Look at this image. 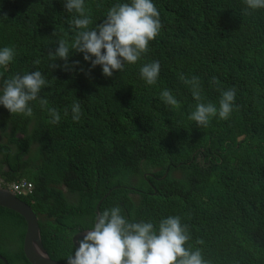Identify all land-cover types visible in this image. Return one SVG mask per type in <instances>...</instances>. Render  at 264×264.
<instances>
[{
  "label": "trees",
  "instance_id": "1",
  "mask_svg": "<svg viewBox=\"0 0 264 264\" xmlns=\"http://www.w3.org/2000/svg\"><path fill=\"white\" fill-rule=\"evenodd\" d=\"M123 2L85 0V9L98 24ZM152 2L158 35L136 64L106 78L100 66L89 72L90 62L71 47L69 64L79 61L84 71L50 67L49 52L61 39L71 46L75 35V14L63 0H0V48L15 50L0 67V84L36 70L47 80L30 102L31 117L0 105V179L5 186L32 183L31 193L16 196L36 215L54 261L66 264L73 236L93 228L97 203L116 187L99 214L119 206L128 221L154 226L179 216L191 237L184 246L199 248L208 264H264V9L246 14L244 0ZM153 61L160 71L148 85L139 69ZM181 75L199 77L201 101ZM233 87L229 117L197 129L188 118L196 104L218 108L221 92ZM164 90L179 106L162 100ZM74 102L79 121L72 119ZM49 109L59 113L58 123L50 122ZM24 232V219L0 207V256L8 264H30Z\"/></svg>",
  "mask_w": 264,
  "mask_h": 264
},
{
  "label": "clouds",
  "instance_id": "2",
  "mask_svg": "<svg viewBox=\"0 0 264 264\" xmlns=\"http://www.w3.org/2000/svg\"><path fill=\"white\" fill-rule=\"evenodd\" d=\"M63 2L65 11L75 14L69 21L75 35L71 46L61 39L49 52V58L55 61L50 65L52 69L61 67L65 71H84L82 67H78L79 61L69 64L71 47L75 53L83 55L84 61L90 62L89 72L100 66L106 78L112 77L113 72L122 71L126 63L136 64L148 51L149 42L155 39L162 27L159 11L152 0L116 3L108 9L105 18L98 24L93 23L87 14L85 0ZM244 3L246 14L264 9V0H244ZM14 56L13 47L0 48V67L7 66ZM58 60L63 61V65L57 64ZM34 63L39 64L40 61L37 59ZM159 71V61H153L144 63L139 74L148 85H153ZM180 79L191 85L194 99L201 101L199 77L187 79L181 75ZM46 84L47 80L39 70L5 79L0 84V105L10 114L31 117L33 109L30 102L38 99V94ZM235 94L234 87L222 91L218 108L213 103H197L188 117L189 120L194 121L197 126H206L212 117L227 119L233 110ZM161 98L167 105L179 106L169 90L162 91ZM39 103L45 107L48 101L40 99ZM48 111L52 117L50 122L58 123L59 113L55 109ZM71 113L73 121H79V102L72 104ZM67 114L65 110V115ZM190 239L188 227L181 224L179 216H168L161 219L158 226H154L152 222L128 221L121 214L120 207L115 206L98 214L93 228L85 231L82 238L75 241L74 252L65 261L66 264H208L199 248L192 250L184 246Z\"/></svg>",
  "mask_w": 264,
  "mask_h": 264
},
{
  "label": "water",
  "instance_id": "3",
  "mask_svg": "<svg viewBox=\"0 0 264 264\" xmlns=\"http://www.w3.org/2000/svg\"><path fill=\"white\" fill-rule=\"evenodd\" d=\"M113 189H116V187L109 189L103 198L97 203L94 224L96 223V217L99 214L98 209L102 200L106 198ZM0 207L11 210L19 214L24 219L25 232L22 241V251L26 260L30 264H64L54 261L48 257L40 239L38 219L27 204L18 199V197L8 189L0 188ZM84 232L85 231H81L73 236V244L76 240L82 238ZM0 260H2L4 264H8L4 257L0 256Z\"/></svg>",
  "mask_w": 264,
  "mask_h": 264
},
{
  "label": "built area",
  "instance_id": "4",
  "mask_svg": "<svg viewBox=\"0 0 264 264\" xmlns=\"http://www.w3.org/2000/svg\"><path fill=\"white\" fill-rule=\"evenodd\" d=\"M0 188H6L9 191H11L15 195H28L31 193V190L33 189L32 183L22 179L18 182L11 183L7 186L4 185L2 180L0 179Z\"/></svg>",
  "mask_w": 264,
  "mask_h": 264
},
{
  "label": "rangeland",
  "instance_id": "5",
  "mask_svg": "<svg viewBox=\"0 0 264 264\" xmlns=\"http://www.w3.org/2000/svg\"><path fill=\"white\" fill-rule=\"evenodd\" d=\"M194 124H195V126H196V128L198 129L199 127H201L202 128V126H197L196 125V123L194 122V121H192ZM32 148H34V147H32ZM36 149V147L34 148V150Z\"/></svg>",
  "mask_w": 264,
  "mask_h": 264
}]
</instances>
